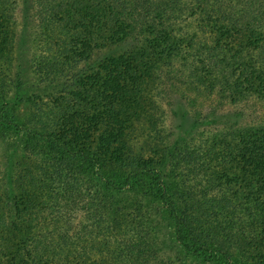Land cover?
<instances>
[{
	"label": "trees",
	"instance_id": "16d2710c",
	"mask_svg": "<svg viewBox=\"0 0 264 264\" xmlns=\"http://www.w3.org/2000/svg\"><path fill=\"white\" fill-rule=\"evenodd\" d=\"M23 60L63 88L27 92ZM12 135L0 264H264V0H0Z\"/></svg>",
	"mask_w": 264,
	"mask_h": 264
},
{
	"label": "rangeland",
	"instance_id": "374dc122",
	"mask_svg": "<svg viewBox=\"0 0 264 264\" xmlns=\"http://www.w3.org/2000/svg\"><path fill=\"white\" fill-rule=\"evenodd\" d=\"M25 59H27V57L25 56ZM24 62H22V66H23V73L25 75V79L24 81V85L22 86L27 92L28 91H33L36 94L40 95L41 98L47 94L48 92H51L55 95H57L56 92L60 91L63 88V80H59L57 82V84L55 86L51 85H45V84H38L37 82H35L32 78V74L30 72V70L28 69V67L26 66V61L23 60ZM14 65L16 66L19 62L17 60L14 61ZM12 72H16V70L13 68ZM159 91L161 92V89L156 90L153 92V103H155V115H156V119H157V124L159 130L161 131L160 135L162 137L166 136V142L168 143L169 141H171L173 139V135L172 137L169 136V133L174 132V127H173V123L172 120L170 119L169 116V111H168V106L166 104V100L164 99L163 96H159ZM187 93V94H186ZM186 97L188 98H195L196 93L193 92V90H186L185 92ZM190 101V100H189ZM205 103V104H204ZM208 104H213L216 105L217 104V100H216V96L213 95H207L205 94L204 96L200 97V98H195V101L192 103L193 107H196L194 109H200V107L208 105ZM248 106L250 105L251 107H254V111L257 110V108L251 103V104H247ZM247 106V107H248ZM189 107L192 111L193 108H191L190 104ZM194 112V111H193ZM253 119H255V117L253 116ZM198 131V133L194 136L193 139V145L195 146H200L202 144V139L203 137H205L206 135H208V133L210 134V137L217 134L216 132V128L214 126H205L204 124L199 125V127H197L196 129ZM205 135V136H204ZM150 141H153V139H150ZM8 145H9V149L5 147V145H3L2 143H0V157L3 158V160L0 162V164L4 165V160L6 159V155L7 153H9L8 150H13L17 144V141L15 139V137L12 135L10 136V138L8 139ZM134 147H137L138 149L140 148V146L142 145L143 141L141 138H138V134L136 133L135 138H133L132 142ZM158 145L159 142H157ZM162 146H158V149L161 148ZM6 149V151H5ZM145 150L148 148L145 146L144 148ZM152 154H157L159 153L158 150H152L150 151ZM18 153V151H16V153L12 154V160H14L15 155ZM168 240L171 242H174V234H173V230L170 228L168 230ZM180 255V254H179Z\"/></svg>",
	"mask_w": 264,
	"mask_h": 264
}]
</instances>
